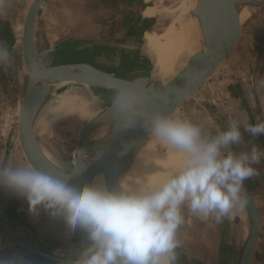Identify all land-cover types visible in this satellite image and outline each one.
I'll list each match as a JSON object with an SVG mask.
<instances>
[{
	"label": "clouds",
	"instance_id": "1",
	"mask_svg": "<svg viewBox=\"0 0 264 264\" xmlns=\"http://www.w3.org/2000/svg\"><path fill=\"white\" fill-rule=\"evenodd\" d=\"M4 5L0 0V9ZM11 64V52L0 42V68ZM43 70L37 66L38 72ZM150 105L145 86L123 82L112 89V111L123 127L142 118L149 136L182 156V165L158 185L143 180L129 185L123 178L111 186L102 179L73 183L83 170L78 161L63 175L0 164V188L26 199L31 214L43 211L82 237L66 264H177V250L183 246L180 230L191 217L218 225L247 206L244 184L257 175L255 165L264 151L253 146L236 152L233 146L245 132L264 135V121L242 124L233 118L213 133ZM0 264L23 260L0 257Z\"/></svg>",
	"mask_w": 264,
	"mask_h": 264
},
{
	"label": "rangeland",
	"instance_id": "2",
	"mask_svg": "<svg viewBox=\"0 0 264 264\" xmlns=\"http://www.w3.org/2000/svg\"><path fill=\"white\" fill-rule=\"evenodd\" d=\"M33 1L34 0H5L4 7L0 9V20H9L11 22L14 39L12 43L7 40L1 41L7 45L11 52L12 64L6 67L7 78L0 83V164L32 167L26 159L20 144L19 120L24 93L29 80V73L23 53V35L27 13ZM140 1L144 3L145 7L155 10L154 18L149 22H137V5L131 1L129 5H126L127 7H125L123 13L119 14L120 18H123L124 20L123 24L125 28H130L132 26L136 28L138 26L140 31L162 34L174 21V12L182 0ZM144 47L145 50H143L139 56H131L125 50V45L116 46V51L120 50L121 52V62H126L131 66L132 69L129 71H132L134 76H136L138 69L142 65L150 62L153 56L154 52L147 43H145ZM40 52L41 51L36 47V53L39 55ZM128 56H130V59L126 58ZM233 57L235 58V61L231 64L227 62L225 65V67L228 66L230 71L225 72V74L221 76H218L220 75L218 73L215 75L214 82L217 80L218 84L220 80L219 86L217 85L214 87L212 94L210 93L211 95L209 94L204 99L203 103L201 102L196 108L193 116L189 117V119L202 125L209 132L214 133L216 131L215 127H218L216 121L218 123L224 122L225 118H228L229 113H231L228 109L230 99L224 91H226L225 89L232 80H237L241 75L244 77H247L248 75H250V77L252 76L253 81L250 86L256 90L260 102H262V99L264 100V5L242 29L237 42L225 57V61L230 60ZM69 59L71 58H68V56H62L61 63L66 64V61H69ZM39 61H41L40 58ZM80 61L81 60H74L68 63H81ZM63 83L62 85H67ZM67 83L71 84L74 82ZM91 88L92 94L90 93L89 99L91 97V99L95 100L97 106L98 104H101L100 102L103 98L107 100V103L111 100V95L108 92L99 88ZM251 98H253V96H251ZM99 109L100 108L98 107V113L100 112ZM261 109L262 115H264V108L262 107ZM205 113L209 114V119H205ZM87 122L88 121H85L84 119L81 120L75 117H68L59 122L45 125L36 132L39 144L43 151L50 154L56 161L62 164L66 163L69 167L66 168L67 171H70L73 166L77 151L82 142V130ZM253 146H257L261 151H264V143L259 142H253L250 144L247 142H241L239 145L233 146V150L236 152L249 151ZM255 167L257 168V173L260 169H264V158H262L260 163L255 165ZM252 180L256 181V179ZM249 181L250 179L247 180V182ZM244 185L245 187L248 185L246 184V181ZM11 194L15 193L0 188L1 215H3L2 211L6 200H9ZM16 196V199L20 201L22 208L26 210L32 226L41 233L50 234L52 239L59 244L53 253L54 256H58L62 260L55 264H66L68 260L73 258V253L79 246V242L82 238L80 234L67 231L62 220L52 219L43 211H40L38 215L31 214L29 212L27 200L18 195ZM259 201L260 200H257V203H259ZM229 221H232L233 223L232 228H228L227 226ZM238 222L237 217H232L231 220L225 219L221 224L210 225L196 219L195 217H191L190 222L187 224L189 227H186V229L189 228V234L192 231L200 230L202 227L210 228L212 237L217 239L218 242V259H216V254H211L214 245L209 240L208 234L204 236L203 244L199 241L194 242L193 237L189 236V264H223V260L230 255L227 254L226 250L227 247L231 248V243L235 240ZM186 232H188V230H186ZM16 233L24 241L29 242V239L31 238L29 229L19 227ZM21 244L24 243L20 242L11 233H0L1 256L7 254V257H18L23 260L26 251L22 248ZM196 249H201V252H196ZM259 249H262V251L254 253L252 264H264V249L263 247H259ZM177 251L179 264H188L186 256L182 257L179 253V249ZM235 257H232V261L238 263V260L236 261ZM220 260L222 261L220 262Z\"/></svg>",
	"mask_w": 264,
	"mask_h": 264
},
{
	"label": "water",
	"instance_id": "3",
	"mask_svg": "<svg viewBox=\"0 0 264 264\" xmlns=\"http://www.w3.org/2000/svg\"><path fill=\"white\" fill-rule=\"evenodd\" d=\"M44 1H33L25 21L23 53L29 80L20 111L19 139L25 157L32 167L60 175L71 172L73 168L70 171L57 169L46 157L35 133L37 116L51 96L55 85L63 82L83 83L112 95V89L119 84L134 82L147 88L151 96L152 110L189 119L200 105L225 57L237 42L242 29L264 5V0H257L253 4L249 17L244 21H241L240 13L227 20L229 13L239 5L241 6L243 0H230L226 8L221 0H197V5L190 15L197 19L199 24L201 49L188 60L167 94L164 106L159 108L151 93L152 82L149 75L136 74L131 78H123L89 63L50 64L47 54L54 48L42 50L38 55L35 43L36 26ZM38 65L43 66L42 72L37 71ZM107 104V109L99 112L83 127L82 142L74 162L75 165L78 161L83 170L80 175L73 178V183L92 182L96 177L103 175L106 183L110 186L115 185L131 170L136 158L151 139L143 126L142 118H138L134 125L125 128L119 119L114 117L111 100ZM103 127H106V134L92 139V130ZM244 191L248 199L249 215L253 219V233L238 264H252L262 221L259 208L245 185ZM0 220L13 236L29 248L50 258L62 260L24 241L6 223L1 214ZM177 264H179L178 261Z\"/></svg>",
	"mask_w": 264,
	"mask_h": 264
},
{
	"label": "crops",
	"instance_id": "4",
	"mask_svg": "<svg viewBox=\"0 0 264 264\" xmlns=\"http://www.w3.org/2000/svg\"><path fill=\"white\" fill-rule=\"evenodd\" d=\"M131 1L137 5V1L139 0H45L37 20L36 47L40 51L54 48L50 56L52 63L62 64V56H68L71 59L66 61V64H72L68 63L70 61L81 60V63H89L115 74H133L132 71V73L129 71L132 69L131 66L126 62H121L122 56L120 50L116 51V46H123L131 30L135 28L133 26L125 28L123 18L119 16ZM7 21L12 27L11 22L9 20ZM129 57L126 58L130 59ZM225 60L217 71L220 74L218 76L230 71L228 66L225 67V65L227 62L229 64L233 63L235 58ZM239 77V80L234 79L229 82L225 89L226 91H224L230 99L228 109L231 113H229L228 118H225L224 122L218 123L216 121L218 124V127H215L216 131L225 129L229 120L233 118L240 120L242 124H255L258 121H264V115H262L261 109L262 107L264 108V100L262 99V102H260L256 90L250 86L253 81L252 76L250 77L248 75L244 77L241 75ZM214 79L210 83L201 101L202 103L210 93L212 94L214 87L219 86L220 80L218 79L219 83L217 84V80L214 82ZM205 119H209V114L205 113ZM241 142H247L248 144L253 142L264 143V137L263 135L251 137L245 132ZM252 179H256V181ZM246 184H248L246 186L247 190L259 208L262 221L259 238L255 247V253H257V251H262L259 247H263L264 249V179L260 178L257 173L256 176L250 178L249 182L246 180ZM257 200H260L259 203H257ZM233 217H237L239 222L235 240L231 243V248L227 247L226 250L227 254L230 255L224 260L222 259L223 264H237V262L232 261V257L236 255V261L239 259L242 241L240 232L247 226L246 218L240 219L238 216ZM188 223L180 230V238L183 241V246L179 248V253L182 257L186 256L189 264V236L191 234H189V228L186 229V227H189L187 225ZM228 228H232V226ZM194 233L197 236H192H196V241L201 242V244L204 242V236L208 234L209 240L214 245L211 254H216L215 256L217 257L218 242L217 239L212 237L211 229L202 227L200 230L194 231ZM195 251L201 252V249H196Z\"/></svg>",
	"mask_w": 264,
	"mask_h": 264
},
{
	"label": "bare ground",
	"instance_id": "5",
	"mask_svg": "<svg viewBox=\"0 0 264 264\" xmlns=\"http://www.w3.org/2000/svg\"><path fill=\"white\" fill-rule=\"evenodd\" d=\"M221 1L224 8H226L230 0ZM256 1L243 0L241 6L239 5L229 13L227 20L232 19L237 13H240L241 21L246 20ZM196 5L197 0H182L174 12V21L165 32L155 34L148 31H140L136 27L131 30L124 41L125 50L131 56H139L145 50V43L152 48L154 53L150 62L142 65L138 69L137 74L139 76L148 74L151 77V93L159 108L164 106L167 94L170 92L175 80L186 66L188 60L201 49L199 24L197 19L190 15ZM137 6L136 19L139 22H149L154 18V9L145 7L144 3L140 0L137 1ZM116 62L118 63V61ZM63 84L67 85L59 83L53 88L51 96L37 116L35 133L45 125L59 122L68 117L89 121L96 117L98 107L100 108V112L107 109L108 104L105 98L101 99V104H98V106L95 100L91 99V97V100L89 99L92 88L88 85L76 82L71 84L64 82ZM106 132V127L97 128L92 130L91 138L97 139L106 134ZM45 155L57 169L66 170V168H69L66 163L62 164L56 161L50 154L45 152ZM182 163V156L178 152L151 137L148 144L136 158L133 167L123 179L129 185H132L137 180H143L155 186L160 184L172 171L179 168ZM96 179L105 181L103 175L96 177ZM234 216H238L240 219H247L246 228L244 227L240 232L242 236L241 256L253 233V219L249 215L247 206L239 210ZM232 225V221L227 223L228 227ZM190 234L191 236H197L193 231ZM196 236H192L194 242H197Z\"/></svg>",
	"mask_w": 264,
	"mask_h": 264
},
{
	"label": "trees",
	"instance_id": "6",
	"mask_svg": "<svg viewBox=\"0 0 264 264\" xmlns=\"http://www.w3.org/2000/svg\"><path fill=\"white\" fill-rule=\"evenodd\" d=\"M2 40H7L10 43L14 41L13 32L10 23L7 20H0V42ZM6 78V68H0V83L6 80ZM260 175L264 177V172H262L261 170ZM16 198L17 196L15 194H11L9 200H6L5 206L2 211L6 223L16 231L19 227L29 229L31 236L29 242L31 243V245L43 252L54 255L53 251L56 250L59 244L54 239H52L50 234L41 233L39 230L32 226L26 210L22 208L20 201ZM2 232L10 234V232L4 226L3 222L0 220V233ZM21 245L22 248L26 251L25 258L23 259V264H55L60 261L42 255L29 248L25 244ZM0 257H7V254L5 256H1L0 250Z\"/></svg>",
	"mask_w": 264,
	"mask_h": 264
},
{
	"label": "flooded vegetation",
	"instance_id": "7",
	"mask_svg": "<svg viewBox=\"0 0 264 264\" xmlns=\"http://www.w3.org/2000/svg\"><path fill=\"white\" fill-rule=\"evenodd\" d=\"M37 27V26H36ZM50 56H51V52H49L48 54H47V59L48 60H50ZM50 62V64L52 63V61L50 60L49 61ZM118 76H121V77H123V78H131V77H133L134 76V74H118ZM262 172H264V169H260ZM260 170H259V172H258V174H259V176H260V178H263L264 179V177L262 176V175H260ZM254 253H255V251H254ZM253 261V260H252Z\"/></svg>",
	"mask_w": 264,
	"mask_h": 264
}]
</instances>
